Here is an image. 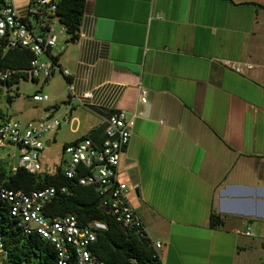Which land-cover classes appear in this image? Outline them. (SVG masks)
Masks as SVG:
<instances>
[{
  "label": "crops",
  "instance_id": "1",
  "mask_svg": "<svg viewBox=\"0 0 264 264\" xmlns=\"http://www.w3.org/2000/svg\"><path fill=\"white\" fill-rule=\"evenodd\" d=\"M10 1L52 34L34 0ZM49 55L69 76L30 120L67 123L62 150L99 145L103 116L125 113L118 178L162 264H264V0H85L77 39Z\"/></svg>",
  "mask_w": 264,
  "mask_h": 264
},
{
  "label": "built area",
  "instance_id": "2",
  "mask_svg": "<svg viewBox=\"0 0 264 264\" xmlns=\"http://www.w3.org/2000/svg\"><path fill=\"white\" fill-rule=\"evenodd\" d=\"M56 10L55 0H34L28 9L27 16L36 21L50 17ZM5 48L20 47L31 53L27 68L21 72L10 69L0 70V90L7 88L8 81L16 73H21L27 80H48L55 74L67 78V70H61L56 61L51 59L50 50L56 46V36L44 32H34L26 18L20 17L10 0H0V43ZM53 58V57H52ZM228 67L239 71L236 64ZM20 78H18L19 80ZM69 94L72 88L66 82ZM145 91H140V103L143 104ZM83 98H90L85 93ZM34 103L45 102L47 95L34 93L30 96ZM60 121L45 114L37 120L21 122L9 118L0 120V149L13 147L17 150L16 168L28 174L41 172L40 155L44 145V137L55 133ZM130 138V130L126 115L121 110L110 111L103 116L102 140L95 145L89 138L83 137L62 146V174L69 186L47 187L41 190L23 192L7 189L0 184V200L8 205V213L14 225L22 234H35L48 243L55 251V264H106L98 260L90 251L96 239V232L105 230L102 222L90 220L85 224L78 223L72 214L48 218L43 216L44 206L58 195L67 196L76 187H90L98 197V206L107 213L124 231L129 232L136 240H147L151 247V260L162 264L159 250L161 244L150 241L147 232L132 209L128 200V188L118 178V162ZM245 236H251L247 227ZM0 264H23L11 262L0 234ZM128 264H136L133 259ZM151 264V263H144Z\"/></svg>",
  "mask_w": 264,
  "mask_h": 264
},
{
  "label": "trees",
  "instance_id": "3",
  "mask_svg": "<svg viewBox=\"0 0 264 264\" xmlns=\"http://www.w3.org/2000/svg\"><path fill=\"white\" fill-rule=\"evenodd\" d=\"M85 0H55L56 10L47 19L52 18L63 29L68 41L77 39L78 29L83 14ZM31 53L20 47L5 48L0 43V70L10 69L21 72L27 68ZM51 59L55 60V58ZM18 78L26 79L16 73L8 81L12 85ZM9 100H7L8 102ZM89 138V137H88ZM0 184L14 191L31 192L47 187L69 186L68 180L59 168L51 174H28L20 168L11 171L0 165ZM43 216L52 218L72 214L78 223L85 224L95 220L105 224V230L96 232V239L90 251L106 264H128L133 259L136 264L151 263V247L147 240H136L129 232L122 230L113 219L98 206V197L90 187L76 186L69 195H58L43 208ZM222 223L218 216H209L208 226L216 228ZM0 234L8 251V258L14 263L55 264L56 256L53 247L42 241L35 234L24 235L8 213V205L0 200ZM69 264H73L70 261Z\"/></svg>",
  "mask_w": 264,
  "mask_h": 264
},
{
  "label": "rangeland",
  "instance_id": "4",
  "mask_svg": "<svg viewBox=\"0 0 264 264\" xmlns=\"http://www.w3.org/2000/svg\"><path fill=\"white\" fill-rule=\"evenodd\" d=\"M52 34L56 36V42L60 40L61 36H66L62 27L56 21L53 22ZM62 82L63 80L58 74H55L52 78L45 81H30L20 78L16 83L1 89L0 116L21 122L39 117V111L42 110L43 106L49 103L52 99L53 92H55ZM34 92L47 95L49 101L40 103L32 102L30 96ZM7 100L9 101L7 102ZM46 113L47 112H45V114ZM57 118L61 121L59 117ZM53 135H55L54 141L51 140L49 147L44 148L40 156L41 164L43 165L42 174L45 172H53L55 166H59V163L60 165L63 164L62 160L65 159V157L61 152V141H69L75 136L69 132L67 123L62 122L60 129L55 132V134H52V136ZM50 137L51 135L48 134L43 140L50 139ZM16 163L17 150L15 148L7 146L0 149V165L5 170L14 167Z\"/></svg>",
  "mask_w": 264,
  "mask_h": 264
},
{
  "label": "water",
  "instance_id": "5",
  "mask_svg": "<svg viewBox=\"0 0 264 264\" xmlns=\"http://www.w3.org/2000/svg\"><path fill=\"white\" fill-rule=\"evenodd\" d=\"M145 107V106H144Z\"/></svg>",
  "mask_w": 264,
  "mask_h": 264
}]
</instances>
